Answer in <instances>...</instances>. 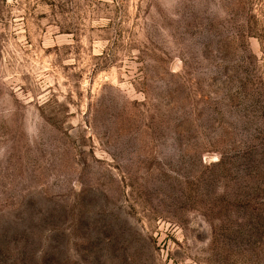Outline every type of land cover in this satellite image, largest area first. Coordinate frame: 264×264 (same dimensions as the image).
<instances>
[{"label":"rangeland","instance_id":"374dc122","mask_svg":"<svg viewBox=\"0 0 264 264\" xmlns=\"http://www.w3.org/2000/svg\"><path fill=\"white\" fill-rule=\"evenodd\" d=\"M0 264H264V0H0Z\"/></svg>","mask_w":264,"mask_h":264}]
</instances>
